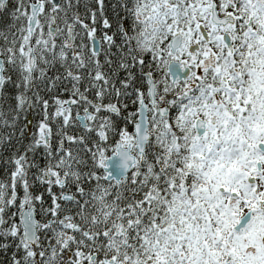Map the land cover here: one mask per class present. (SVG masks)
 Returning a JSON list of instances; mask_svg holds the SVG:
<instances>
[{
	"label": "snow or ice",
	"instance_id": "snow-or-ice-1",
	"mask_svg": "<svg viewBox=\"0 0 264 264\" xmlns=\"http://www.w3.org/2000/svg\"><path fill=\"white\" fill-rule=\"evenodd\" d=\"M95 2L97 10L85 5L90 26L72 11L80 0H15L8 33L0 31V90L12 82L5 64L18 72L15 87L23 89L13 97L10 120L0 106V128L13 129L0 134V145L11 144L20 113L33 104L28 92L36 81L51 90L70 80L78 97L54 100L52 119L63 123L53 133L48 101L34 93L45 118L23 153L5 161L15 167L10 184L0 181V253L11 247V238L10 264H264V0H116L113 10L124 15L116 32H104L103 42L106 64L113 63L112 47L120 54L118 67L126 76L119 88L101 71L97 11L104 29L111 24L104 0ZM4 11L6 0H0V15ZM77 25L89 39L79 50ZM57 64L64 74L49 77ZM132 68L146 92L134 87ZM85 69L89 83L81 92ZM92 89L95 99L89 100ZM112 93L117 99L135 96L138 112L125 118L131 132L126 125L116 130L112 116L121 109L103 102ZM80 103L83 114L78 111L75 120L87 135H70L66 129L76 126L71 106ZM110 134L119 137L114 144ZM39 149L42 168L34 159ZM33 167L52 197V205L41 209L52 219L43 224L34 218L43 194L30 191ZM53 186L61 190L58 196ZM17 199L18 224L17 213L5 219ZM41 231L52 233L45 235L46 246Z\"/></svg>",
	"mask_w": 264,
	"mask_h": 264
},
{
	"label": "trees",
	"instance_id": "trees-1",
	"mask_svg": "<svg viewBox=\"0 0 264 264\" xmlns=\"http://www.w3.org/2000/svg\"><path fill=\"white\" fill-rule=\"evenodd\" d=\"M64 0H60V3L63 4ZM116 3V0H104V16L108 18L111 28L110 29H104L102 26V21L99 15V12L97 11V23L94 25L97 29L95 35L97 38L102 39L103 34L105 31L109 35H112L114 32H116L117 26L120 22V17L124 15L123 11L117 7L115 11L113 10V4ZM91 10H97L98 5L96 4L95 0H80V6L78 9L74 8L72 11H79L81 19L84 21L85 24H89L92 26V19L90 12L86 15V7ZM6 7L8 11H4L2 15H0V31H3L5 33H8L9 25L11 24L10 20V12L15 7V0H6ZM50 8V5H45V12H48ZM117 13L119 15H117ZM58 17L62 18L64 16L63 12H60L57 14ZM69 20H71V12L69 13ZM41 22H44V17L41 16ZM58 23L61 27H63L62 19H58ZM125 26L130 28L131 21L125 20L124 21ZM45 33H47V28L44 29ZM77 33H81L82 35H77L75 39V45L77 46V50H79L78 46L81 43V40H83V43L86 45H89V39L86 34H83V30L80 28L79 25L76 26ZM67 32L65 30L63 37H57V43L59 44L61 42V39L66 38ZM8 39L11 40V35L8 36ZM115 43L119 45L121 43L120 36L117 33L115 36ZM4 45V41L0 39V46ZM108 50V45L106 43L101 44V54L98 57L100 64L102 65L101 71L104 72L106 75L109 76V78L115 83L116 87H120V81L124 79L126 76V72L123 70H120L118 67V61L120 58V54L117 52L116 47H112L111 52L114 54L110 58L112 59L113 63L111 66L105 63V53ZM85 57L87 58L90 55V46L89 48L84 49ZM71 56V53H69V57ZM6 59V57H3ZM148 57H145V60H147ZM70 62V60H69ZM43 66V65H41ZM5 68L7 71L5 72L6 76H11V81L9 83H6L3 86V89L0 90V106H2V110L7 114V118L10 120L12 115H15L14 112L11 111V109L15 108L16 101L13 99L15 95H17L18 91H23V89H17L15 87V82L19 79L18 72L13 71L11 67L7 64H5ZM75 71V70H74ZM131 71L135 74L136 79L134 81V87L141 89V91L146 92V84L144 83L143 79L140 76L138 68H132ZM145 71H147V68H145ZM115 73V75H113ZM63 75L64 74V68L60 67L59 64L56 65L54 69H51L48 71L47 75L49 77L55 76V75ZM85 77V79L80 84V91L84 92L85 86L89 83L87 76L88 71L87 69L83 70L81 73ZM94 75V73H93ZM131 91V89H129ZM34 93H38L39 96L42 98V100L48 101V108H47V114H48V123L52 127L53 133H55L58 129V127L63 123L62 118H58L56 120L52 119V114L55 111V105L54 100L56 98L67 101V100H78V97L72 95V82L70 80H59L56 83V86L52 88L51 90H48L46 87V82L36 81L34 88L32 91L28 92V95L32 97L33 104L31 107L25 106V110L20 113L19 118L16 121V127H15V134L12 137L11 144H4L0 145V181H5L7 183H11L10 180V174L11 171L14 170L15 165L12 163H5L6 160H10L14 155H19L23 153L24 147L28 145L32 139L33 134H38V125L41 121L45 118V109L42 102H36V98ZM89 100L95 99V89L90 90L86 93ZM135 99V96L131 97H121L117 99L116 95L112 93L111 95H106L104 98V103H116L121 111L119 116H112V119L115 123L116 130L118 131L121 126L124 124L127 126L128 131H132V124L130 121L126 120L125 118L129 117L130 113H136L138 109V104H133L132 101ZM124 105H127V108L124 107ZM83 103L80 104H73L71 106V117L76 125L75 127L69 126L66 131L70 135H87L84 133L83 129L79 126V123L75 120L74 116L79 111L80 113L83 112ZM107 113H102V115H106ZM25 124L28 126L25 127ZM23 129V136L21 137L20 131ZM13 132V129L10 127H4L0 128V134H7ZM119 137L115 136L112 137L110 134V139L108 141L109 144H114L116 140H118ZM57 136H53L52 138V146L53 149L57 146ZM65 147H73V149H76L80 147L79 145H69L67 142L65 143ZM43 149L37 150V154L35 156V162L42 168L45 164V160L42 158ZM110 151L108 152V154ZM29 156L31 157L32 154L29 153ZM37 173V168L33 167L30 168L28 171V178L29 183L32 185L30 188V191L34 195L43 194V204L36 202L34 205V211L37 218V221L40 223H47L50 219H52L51 215H45V213L41 210L42 208L47 209L52 205V197L49 196L47 191V185H42L38 181L35 180V174ZM70 191H75V188H70ZM60 189L58 187L53 186L52 193L55 195L60 194ZM17 193L19 197L23 196V190L21 187H17ZM19 203L20 200L17 199L16 206L10 207L6 209L5 212V219L8 220L10 216H12V213H17L15 216V222L19 223ZM61 203L62 207H68L63 201H59ZM64 213H61V216H63ZM9 223L11 221L9 220ZM7 227V225H5ZM45 235L48 237H51L52 233L49 231L47 233L41 231L39 233L40 239L42 244L45 246L48 244V241L45 239ZM0 242H4L2 238H0ZM11 247L7 250V252L0 253V264H10V255L14 251L15 242L11 240V238L7 241ZM54 243V241H53Z\"/></svg>",
	"mask_w": 264,
	"mask_h": 264
},
{
	"label": "water",
	"instance_id": "water-1",
	"mask_svg": "<svg viewBox=\"0 0 264 264\" xmlns=\"http://www.w3.org/2000/svg\"><path fill=\"white\" fill-rule=\"evenodd\" d=\"M98 40V39H97ZM146 91H147V85H146ZM138 108H139V105H138ZM137 112H138V109H137ZM83 114V113H82ZM81 114V115H82ZM77 115V114H76ZM76 115H75V117H76ZM132 130H133V127H132ZM108 155H111V152L108 154ZM34 218L37 220V218H36V215H35V211H34Z\"/></svg>",
	"mask_w": 264,
	"mask_h": 264
},
{
	"label": "flooded vegetation",
	"instance_id": "flooded-vegetation-1",
	"mask_svg": "<svg viewBox=\"0 0 264 264\" xmlns=\"http://www.w3.org/2000/svg\"><path fill=\"white\" fill-rule=\"evenodd\" d=\"M97 38V37H96ZM99 41H101V44L102 43H105V42H103V37H102V39H99V38H97ZM74 118H75V116H74Z\"/></svg>",
	"mask_w": 264,
	"mask_h": 264
},
{
	"label": "rangeland",
	"instance_id": "rangeland-1",
	"mask_svg": "<svg viewBox=\"0 0 264 264\" xmlns=\"http://www.w3.org/2000/svg\"><path fill=\"white\" fill-rule=\"evenodd\" d=\"M33 43H35V41H33ZM125 125L123 124L121 127H124Z\"/></svg>",
	"mask_w": 264,
	"mask_h": 264
}]
</instances>
